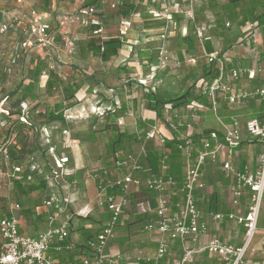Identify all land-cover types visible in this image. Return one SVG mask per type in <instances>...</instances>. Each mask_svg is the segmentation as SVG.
Here are the masks:
<instances>
[{
	"label": "built area",
	"instance_id": "obj_1",
	"mask_svg": "<svg viewBox=\"0 0 264 264\" xmlns=\"http://www.w3.org/2000/svg\"><path fill=\"white\" fill-rule=\"evenodd\" d=\"M36 2L37 0H0V78L18 76L27 79L30 69L38 61H44L48 69L63 78L60 69L71 63V59L78 52L76 40L72 39L75 30L86 28L91 37L101 39V52H103L104 41L113 37L126 43V37L135 25L134 20L141 17V13L132 14L128 18L116 15L118 25L116 32L111 35L104 23L105 7L112 10L118 8L121 0L112 1L110 4L105 0H99L96 3L79 0L72 10L64 14L54 8L53 12L57 15L38 7ZM152 15L158 20L164 18L166 26L165 31L160 35L162 44L156 47L157 62L149 66L151 71L146 78L138 79L140 85L148 87V91H156V87L151 86V81L157 77L158 72L168 66L171 60V54L164 42L168 38L167 35L173 23L167 8L162 12L155 11ZM259 27L258 23L250 25L252 32L249 34L248 41H256ZM205 29L201 27L194 32L202 41L211 39ZM139 44V39L130 42V46L134 47ZM206 57L207 63L220 69V76L211 83L202 84L199 92L202 97L209 100L210 109L215 112L216 118L222 123L225 131L224 142L219 141L215 133L203 138L198 147H195L192 142L195 132L194 121L197 119L198 112L205 108L204 102L189 101L185 112L174 109L171 104H164L163 124H166L168 130L175 136L172 138L179 141L178 148L186 156L182 181L178 182L170 171L169 155L166 149L162 150L163 155L159 162L158 173L146 165L148 157L146 142L149 139H155L160 146H164L169 138L160 131L158 124H153L138 134L140 145L137 150L132 153H126L123 150L116 151L111 158V165L101 164L94 175L98 187V203L107 206L110 217L96 241L91 242V255L83 258L81 264L105 263L106 249L116 238L120 217L133 205L136 214L147 219L144 229L149 232L157 231L161 236L158 252L153 258L155 264L170 254L171 239L178 240L181 244V253L175 264H195L197 256L203 252L216 256L221 264H245L248 253L253 249L264 205V108L261 117L248 119L244 124L245 132L262 142L263 152L260 155L259 169L256 171L240 170L228 160L222 162L226 177L230 178L233 183V204L239 205L244 194L246 192L249 194L250 201L245 214H228L229 219L235 218L244 227L245 234L240 244L233 245L224 242L218 236L204 239V236L209 234V223L204 219L198 207L196 192L207 186L204 181V166L218 162L223 147L238 146L244 140L240 117L233 114L230 116V122L225 123L223 118L217 114L219 105L221 102H228V104L240 106L250 97L264 100V86L236 90L230 81L229 83L223 82L225 68L220 52L212 51L206 54ZM217 61L220 66L215 64ZM197 62L198 57L188 59L190 64L196 65ZM262 72H264L263 68L236 66L232 67L228 76L232 82L237 83L245 79L252 81ZM118 106L103 107L98 101L96 106L91 107L90 110L98 117H102L107 115L109 110L114 111ZM41 111L38 108L32 112V107L26 102H21L18 118L24 123L32 124L34 114H39ZM67 111L64 112L65 126L56 124L52 126L54 132L57 133L53 135L54 132L51 131V141L48 140L50 146L46 149L51 158L48 157L44 163L35 161L26 167L29 172L38 171L44 174L48 187L52 190L51 197L43 199V205L49 211L48 226L36 235L22 233L19 215L15 213V210H20L21 205L14 204L10 216L0 217V264H60L50 254V250L52 248L58 251L70 250L72 247L69 242L70 220L65 215L71 200L60 192L61 184L72 175L66 170L70 157L64 154L59 155L57 150H72L75 147L77 139L74 138L73 129L68 125L69 121L79 118ZM1 113L9 114L7 109L0 106ZM117 121L120 126L125 124L122 117H118ZM9 124H11L10 119L1 117L0 129ZM3 153L8 160L7 153ZM23 171L24 167L14 166L12 173L14 175ZM144 189L152 194L144 197L141 193ZM79 214L88 213L79 212ZM63 215L66 219L62 217ZM212 216L216 221L226 217L218 212ZM262 247L264 249V239ZM145 259L141 254H136L135 262H144ZM146 260L152 261L149 258ZM62 264L75 263L70 261Z\"/></svg>",
	"mask_w": 264,
	"mask_h": 264
},
{
	"label": "crops",
	"instance_id": "obj_2",
	"mask_svg": "<svg viewBox=\"0 0 264 264\" xmlns=\"http://www.w3.org/2000/svg\"><path fill=\"white\" fill-rule=\"evenodd\" d=\"M108 4L112 3L115 0H105ZM136 3L139 0H135ZM214 4L210 5L211 2ZM230 3V7L224 11L223 4L224 0H142L141 5H143V11H141V17L136 18L134 20L141 22V25H144L147 19H151L157 23L158 25L162 24L165 28L166 23L164 18L158 20L153 17V12L159 11L162 12L165 8L168 9L170 15L172 14V21L177 24L176 27L172 24L171 29L167 35V40L164 42L165 46L169 50L171 54V60L168 64L170 67L178 68L179 75H175L174 78L176 81H181L182 77L185 78L188 73L186 70L195 69L196 65L188 63V59L190 57H198V60H202V51L206 54H209L207 46L211 47L212 51L220 52V55L224 61V68L226 72L224 73V83H229L233 85L236 90L246 89V88H255L264 86V72L257 75V78L250 80H241L239 82H232L229 79V72L232 67H249V68H263L264 69V0H236L235 2H231L230 0H226ZM210 2V3H208ZM171 15V16H172ZM227 15L230 16L234 20L236 24V30L227 31L225 27V18ZM222 17L224 19V26L218 27L217 22ZM179 19V21H177ZM229 25L230 22L228 21ZM227 23V24H228ZM252 23L259 24V32L257 33L256 41H248V37H250V32H252L250 25ZM151 24V23H146ZM145 24V25H146ZM135 26V25H134ZM192 26V27H191ZM206 28L207 35L211 36L210 40L202 41L197 38L195 35V30L198 28ZM160 29V32L164 30ZM190 28L192 29V35L194 36V46H190L192 43L186 39V35L189 33ZM151 28L142 29V31L137 33V35L132 36L131 33L126 37V43L124 42V46L120 51V56L124 57L128 65V67H133L134 75L132 77L138 81L139 78H146L150 71L147 72L145 69L149 68V66L153 62H157L156 47L158 43H154V40L160 41L161 44V33L157 31L151 30ZM220 31H224L223 34L218 35ZM109 34L113 33V31L108 30ZM232 33V34H231ZM112 35V34H111ZM150 37L151 43L143 46L146 42L145 39ZM156 38V39H155ZM214 38H216V43L214 42ZM139 39L140 44L137 46H130V42ZM234 39L235 40L234 42ZM87 41H83V48L86 51V56L90 60H94L96 64L104 63L102 57L98 55V53H94L92 49V40L94 37L90 35L87 36ZM155 44V45H154ZM78 52H80V48L78 47ZM144 56H140V54ZM200 52V54L196 53ZM212 53V52H210ZM155 54V55H154ZM133 55V56H132ZM197 55V56H196ZM76 56V55H75ZM132 58L130 59V57ZM134 56H137V58ZM154 59H153V58ZM128 59V60H127ZM130 59V60H129ZM156 59V60H155ZM122 62V61H121ZM149 62V64H148ZM207 62V60L205 61ZM70 64V63H69ZM125 64V63H124ZM120 66L124 67L127 64ZM101 65V64H100ZM145 65L147 67H145ZM99 67H90L88 70L92 72V75L95 77L97 83L95 84H86L85 88L78 91V99L81 103L78 105L67 109L68 113L72 111V114L81 113V109L84 107H95L98 101H101V105L103 106H114L119 105L120 107L122 102H124L128 106L129 114L126 116H122L125 121L124 129L129 132H137L138 134L143 130L138 127V119L142 120L143 123L151 120V123H148V127L153 124H158L160 131L163 133V121L158 118L157 111H154L149 107L148 100L146 99V94L148 93V87L136 83L138 90L142 93H138V96L133 93L135 87V83H131L129 87H127L123 83L125 81L122 74L115 76V71L108 70L107 65ZM64 68V67H63ZM113 69L112 67H110ZM168 68V67H167ZM91 70V71H90ZM133 70V69H132ZM148 70V69H147ZM166 70V69H164ZM168 71V69L166 70ZM147 72V73H146ZM171 72V70H170ZM111 73L112 77H109ZM145 73V74H144ZM198 80L196 82L202 83L204 82L203 73L199 70L196 71ZM195 73V74H196ZM136 75V76H135ZM48 78V76H47ZM188 78H185L186 81ZM167 79H154L151 81V86L156 87L155 95L160 98L163 102L166 101L167 96L170 95L171 87L169 84L165 83ZM195 84V83H194ZM169 87H168V86ZM180 89V88H179ZM131 91V92H130ZM175 91V90H174ZM119 92V93H118ZM131 94V98H130ZM137 97V100H136ZM100 98L102 100H100ZM132 99L131 104L128 103V100ZM259 102H262V100ZM249 101L246 103L232 109H237L236 115H238L242 121V133L244 135L243 142L234 147H223L222 152L220 154V159L215 164H207L203 168L204 173V181L207 184L206 188L199 189L196 192V200L199 209L202 211V216L209 223V234L205 237H220L224 242L231 244H240L244 238V227L242 224L237 222V220L229 219L228 214L235 215H243L248 210L249 205V194L246 192L244 196L241 198L240 204L235 206L232 201V189L233 183L230 178H227L225 175V171L222 167V162L224 160L230 161L234 166H236L240 170L249 169L250 171H256L259 169V161L260 155L263 152L262 142L256 138L251 137L248 133L245 132L244 124L248 119L255 118L261 112L259 110L252 111L251 105H248ZM166 104H170L166 101ZM205 108L200 110L197 115V119L194 121L195 132L194 136L198 133L205 134V136H210L212 134H217L219 141L224 142V128L222 123H211L210 120L213 119L214 112L210 109V107L205 104ZM222 107V111L227 114V104L226 102H221L220 106ZM232 107V106H231ZM179 109V108H175ZM180 110V109H179ZM229 111V110H228ZM183 112L185 109L183 108ZM71 114V113H70ZM131 115V116H130ZM232 114H230L231 116ZM229 115L220 116L223 118L225 123L230 122ZM97 117V115H96ZM98 118V117H97ZM104 119V118H101ZM104 121V120H99ZM59 125L57 122L51 123V125L55 126ZM85 123L82 125L74 124L72 129L74 131V138L77 139V144L72 150H61L58 149V154L68 155L70 157V162L66 165V170L69 171L73 176L72 179H68L67 182L62 183L61 186L64 187V191L62 190V195L64 197L70 198L71 203L66 210L65 215L69 218V231H70V241L72 247L70 250H62L58 251L55 248L50 250V254L56 259V261L60 264L64 262H74L75 264H81L83 258L91 255V252L79 249L78 246L80 244H86L87 230H81L80 228H92L96 230L100 228L102 225L105 226L107 221L109 220V212L107 208L98 203V193L94 191L92 188L91 181L86 180L84 184L81 185V177L78 175L79 172L83 175V165L84 161L87 159V129H83ZM77 125V126H76ZM51 126V127H52ZM61 126V125H60ZM65 126V125H62ZM79 126H82L79 127ZM147 127V128H148ZM89 129V128H88ZM167 134H164L170 138L175 137L168 129L166 130ZM57 132H54L55 135ZM54 138V136L52 137ZM201 141L198 143H194L195 147L200 145ZM47 149V148H46ZM45 150V149H44ZM78 157V158H77ZM46 159H42L41 162L44 163ZM146 165L147 161H146ZM82 167V168H80ZM184 168V167H183ZM185 172V168L183 170V175ZM182 175V178H183ZM182 178L180 181H182ZM75 181V183H74ZM88 186L90 189L88 190ZM82 187H85L82 189ZM144 190H142V194L144 196ZM152 194L151 192H149ZM41 197L40 194H38ZM43 201V200H42ZM33 210H38L42 206V202H36V205L31 203L29 204ZM76 208V209H75ZM46 209V208H45ZM101 211V212H100ZM79 212L90 213L92 216H101L100 220L105 219L101 222V224L96 225L88 221L81 220V215ZM97 212H100L98 214ZM223 213L226 217L221 220H214L212 214ZM65 215L62 217L65 218ZM261 217L259 221V228L256 235L259 237V244H253V249L248 253L245 264H264V249L262 247V240L264 239V205L261 211ZM103 218V219H102ZM19 222H20V230L22 233L27 235H36L39 231L45 229L48 226V222L35 220L30 218L22 212L19 214ZM34 221H33V220ZM66 219V218H65ZM148 219H150L148 217ZM147 222L146 218H143L134 212H126L123 216H121V221L118 224L116 230V238L109 244L106 249L107 260L104 264H155L153 258L156 256L158 250V245L160 241V234L157 231L149 232L144 229V226ZM145 232V235L144 233ZM259 233V234H258ZM137 234V235H135ZM143 236V238L133 241ZM138 244V245H137ZM170 254L160 260L157 264H160L162 261L163 264H175L177 257L181 253V244L178 240H170ZM136 254H141L146 259H152L151 262H148L146 259L144 262L137 263L135 262ZM195 264H221L219 259L216 256L212 255L209 252H203L197 256V260Z\"/></svg>",
	"mask_w": 264,
	"mask_h": 264
},
{
	"label": "rangeland",
	"instance_id": "obj_3",
	"mask_svg": "<svg viewBox=\"0 0 264 264\" xmlns=\"http://www.w3.org/2000/svg\"><path fill=\"white\" fill-rule=\"evenodd\" d=\"M78 1L79 0H37L36 5L42 9H44L45 11H50L52 14L57 15L56 12H53L54 8L56 9V11L60 10L61 11L60 13L64 14V12H69L70 10H72V8L75 6V4ZM86 1L92 2V0H86ZM222 7H223L224 11H226L230 7V3H228L226 0H224V4ZM105 8H106V16H105V22H104L105 27L107 30H110V31L112 30L115 33L117 25H118V22H117L118 19L109 7H105ZM225 19H226L225 20V28L227 29V31L233 30V29L236 30V24L234 23V20L232 18H230L229 15H227V17ZM177 21H179V19ZM228 21L230 22V25L227 26ZM153 22H155V21H153L151 19H147L146 22H144V25H141L140 21H138V23L136 21L135 26L133 27V29L130 30V33L132 34L131 37L137 35L138 31L140 33L142 31V29H146V28H151V30L157 31L158 33H161L160 29L162 30V28L164 27L162 25L163 23L158 25L157 23H153ZM146 23H151V24L147 25ZM172 24L177 29L178 26H176L177 24H175L174 21ZM163 29L164 30L162 32L165 31V28H163ZM89 35H90V32L86 28H80V29L75 30L73 32V38L72 39L76 40V46H78L80 48V52H77L76 56H74L71 59L70 64H67V65H65L64 68L60 69L62 76H63V78H60V79L63 80L64 85L65 84L67 86L74 85L81 90L82 88L83 89L85 88L86 84L87 85L91 84V83L95 84V83H97L95 80V77L92 75V72H89L88 69L90 67L102 68L101 65L102 66L107 65L109 71L110 70H112V72L115 71V76L122 74L125 77L124 78L125 81L123 83H126L127 87H129V85L131 83H135V85H132L135 87V90H131L134 92L133 93L131 91L130 92H131V94L135 93L136 96H138V93H139V96H140V93H142L143 91L141 92L140 90L136 89L137 88L136 83H139V82L136 81L135 78L132 76L130 78V77L125 76L124 73H119L118 71H116L117 66L120 63H121V65H123L124 63L127 64L126 61H124L126 59V57H124V59L122 60L121 58L123 56H119V57L115 58L113 61H111V63H109V64L104 65L103 63H100L101 65L99 64V66H98V64H96V62H94V60H90L86 56V51L83 48V41H87L86 39H87V36H89ZM149 38L150 37L145 39L146 43L143 46H145L147 44L149 45L151 43L152 38L151 39H149ZM147 39H149V41ZM152 40L154 41V43H158V45H160L159 44L160 41L154 40V39H152ZM235 40H237V39H234V42H235ZM214 42L216 43V38H214ZM155 51H156V49H155ZM196 53H200V52H196ZM201 53L203 55L202 59L206 61L207 57H206V53L204 52V50ZM132 56L130 57V59L132 58ZM135 57L137 58V56H134V58ZM153 63H155V62H153ZM148 64H149V62H148ZM215 64L220 66L219 61H217ZM127 65H129V64H127ZM223 65H224V63H223ZM110 67H112L113 69H111ZM145 67H147V66L145 65ZM167 67L165 69L166 70L168 69V71L163 70V71L158 72L157 77L155 79L156 80L167 79V80H165V83H167L171 86V87H169L167 85L171 89V91H170L171 93H169L170 95H168L167 99H165V100L167 102H169L173 107L176 106L180 110H183V108L185 109V107H186V100H187L186 94L187 93H193L195 91L194 90V88H195L194 83H196V81L198 80L197 73L194 74L192 72V74L188 77V79L186 81L181 80L178 82L172 77L175 76L176 74L179 75V69L170 67V65ZM147 69H145V70L147 72H149L150 71L149 68H147ZM170 70H171V72H170ZM186 71H189V70H186ZM107 76L112 77L111 73ZM47 80H48L47 75L40 76L38 81H35V83L33 85V90L32 91H26L25 87L29 82L27 79H25V78L22 79L18 76H16L15 78H8L5 76H2L0 78V89H1L0 106L3 109H7L9 114L1 113L0 119H1V117L7 118L10 120L16 118L17 113H19V111H20L21 102H26L30 107H32L33 104H36L38 106V108L43 110V111L48 110L50 112V111L57 110V106H55V105L61 103L65 99L67 92L62 90V89L61 90L48 91L46 89ZM206 82H207V80H206ZM246 89H253V88H246ZM246 89L244 88L242 90H246ZM131 94H130V98L132 97ZM130 98L128 100V103L132 106V104H131L132 99H130ZM100 100H102V99L100 98ZM136 100H137V97H136ZM226 104H227V110H230L231 108L238 107V105H234L231 103L228 104V102H226ZM103 107H105V106H103ZM81 110H82L81 113L73 114V116H78L79 119L69 121L70 123L68 125L69 127L72 128V126L74 124L82 125L83 123H85L83 126V129L88 130L87 136L84 137V138H87V140H88L87 151H86L87 159L84 161V165H83V168L84 167L85 168L83 169V171H84L83 175L81 174V172L78 173V175L81 177V182H82L80 184V187L82 184L85 183L86 180H90L92 188H94V191L96 193H98L97 181L95 180L94 175L97 173V169L101 164L108 165V163L105 161H107L109 159V157L111 156V154H109L108 149H107V144H108V141L110 139L109 136L111 135V133H109V132L103 133L100 131L98 133L94 132V130L99 129V128H103L105 126L104 121H102V122L99 121V120H104L105 115L102 117H98V115H97V117H98L97 118L96 115L91 112L89 107H84ZM70 113L72 115V111ZM96 114H98V113H96ZM213 114H214V116L212 117L213 119H211L210 122L213 124L219 123L218 118H216L215 112ZM185 116H186V114H185ZM101 118H104V119H101ZM31 122L35 123L37 127L34 128V130H30L28 133L29 143H28L27 148H26V151L28 152V154L26 155L27 157L25 158V160L22 162L23 167L31 165L35 161L36 162L41 161L42 159H47L48 157H50L48 155V153L46 152V148H48V146H50V143L48 142V140L51 141V139H50L51 131L54 132L53 127H51L52 126L51 123L48 124L49 122H46V124L45 123L40 124L39 121H37L35 117H33ZM121 126L124 127V125H121ZM73 127H75V126H73ZM79 127L82 128V126H79ZM1 129H0V132H1ZM162 129H163V133L167 134L166 130L168 129V127L166 124H163ZM2 136H3V134L1 132L0 133V140L2 139ZM139 145H140V141H134V140L129 141V140H127L123 144V149H121V150H123L126 153H132L133 151L138 149ZM159 150H160V148H159ZM80 168H82V167H80ZM12 172L13 171L11 169V163L9 162V160H7L6 158H4L3 156L0 155V214L2 216L6 215L9 212H12V206L14 204H21V208H22V205H24V204H25L24 206H26V205L30 206L29 204H31V203L36 205V202L41 201V197H39L38 192L33 193L30 196H24L23 192L20 189L17 192L16 189L13 188L14 185H13L12 180H13L14 176L12 175L13 174ZM88 187H89L88 188V190H89L90 186H88ZM83 188H85V187H82V189ZM62 190L64 191V187H60L61 193H62ZM21 208L18 211L15 210V213L17 215L20 214ZM100 212H97V213L100 214ZM99 218H101V216H96L95 219H99ZM143 233L145 235V232H143ZM135 235H137V234H135ZM260 236L257 237L258 239H256L253 242V244H256V245L259 244ZM136 238H137V236L135 237V240L133 241V243L136 240L143 238V236H141L138 239H136Z\"/></svg>",
	"mask_w": 264,
	"mask_h": 264
},
{
	"label": "trees",
	"instance_id": "obj_4",
	"mask_svg": "<svg viewBox=\"0 0 264 264\" xmlns=\"http://www.w3.org/2000/svg\"><path fill=\"white\" fill-rule=\"evenodd\" d=\"M98 0H92V3L97 2ZM231 2H235L236 0H230ZM142 0H139L138 3H136L135 0H121V5H119L118 8L111 9L114 15L117 16H122L128 18L130 15L135 14V13H141L143 11V5H141ZM211 2V1H210ZM208 2V3H210ZM214 4L211 2L210 5ZM172 15V14H171ZM173 17V15L171 16ZM218 27L224 26V19L222 17L218 20L217 22ZM192 27V26H191ZM225 28V27H224ZM224 31H220L218 35L223 34ZM95 39V38H94ZM186 39L189 40L192 44L190 45L191 47L194 46V36L192 35V29L190 28L189 33L186 35ZM97 41L92 40L90 44H92V49L94 53H98L104 61L105 64L111 63L115 58L120 56V51L122 50L124 46V42L116 37H113L110 40L104 41V51L101 52V44L100 41L101 39L96 38ZM208 52H212V48L207 46ZM140 54V52H139ZM201 55V53H198ZM140 56H144L143 54H140ZM153 58V57H152ZM133 69V70H132ZM203 73V78H205L204 82L198 83L196 82L194 84V92L193 93H187L186 97V104L189 101H195L199 100L204 102L210 107V102L206 97H202L200 94V90L202 88V84L204 83H211L215 78L220 76V69L215 67L213 64H209L205 62V60H198V65H196L195 69H190L185 75V78H188L192 72L195 74L197 70H199ZM119 73H124L125 76L130 77L134 75L136 71H134L133 67H128L127 66H117V70ZM226 72V69L224 70ZM42 75H47L48 80L46 83V89L48 91H53V90H64L67 92L65 99L55 105L57 106V110L54 111H41L39 114H34V117L36 118L39 123H45L49 122L54 123L57 122L59 125H65L66 122L64 120V112L72 108L80 103V100L78 99V91L80 90L74 85H69L67 86L66 84L64 85L63 80L60 79V77L54 73L52 70L48 69L44 61H38L34 66L29 71V76L27 80L29 81L28 84L25 87L26 91H32L33 90V85L35 81H38L39 77ZM122 78H125L124 76ZM185 78L182 77V80H185ZM207 80V82H206ZM126 85V84H125ZM17 92V91H16ZM146 99L148 100L149 107L153 109L154 111H157V116L159 119L163 120V108L164 104H166V101L160 100L154 92L148 91L146 94ZM257 97H250L246 101L248 102V105H251L252 111L259 110L261 112L264 108V100L262 102H259L257 100ZM246 103V102H245ZM122 105L120 107H116L115 110H109L107 115H105V126L103 128H99L94 130L95 133L100 132H109L111 135L109 136L110 139L107 144V149L109 154L111 156L109 159L105 162L108 163V165H111V158L116 154V151H119L123 149V144L129 140V141H140V136L138 135L137 132H133L132 134L127 132L122 126L118 125L117 118L126 116L129 114L128 106L122 102ZM224 105L218 107L217 114L219 116H225L230 114H236L238 111L237 109H230L229 111L227 110V114L225 111L224 112L221 110ZM176 106H174V109ZM38 109V106L36 104L32 105V112H35ZM17 117L10 120V123L8 126L4 127L1 129V132L3 134L2 139L0 140V152L1 149L3 151L0 153L1 156H4L3 152L7 153V156L9 157L8 160L11 163V169L13 171L14 166H22V162L25 160L27 157L26 155L28 152L26 151L27 145L29 143L28 139V133L30 130H34L36 128V124L32 123H24L20 121L18 118V113L16 115ZM257 117H261L260 113L257 115ZM151 120H148V122L143 123L142 120L138 119V127L140 129H147L148 123H151ZM0 132V133H1ZM75 135V134H74ZM205 134L198 133L196 134L195 137L192 138V142L198 143L200 142L203 138H205ZM179 141L173 138H168L164 146H160L159 142L155 139H149V141L146 142V149L148 152V157H147V164L148 168L152 169L154 172H159V162L160 159L162 158L163 152L162 150L166 149V152H168L169 155V164L171 168V172L175 175V178L178 180V182H181V178L183 175V170L184 166L186 163V156L182 150L178 148ZM160 148V150H159ZM23 167V166H22ZM27 166L24 167L23 172H19L18 174H12L14 176L12 182H13V188L16 189L18 192L19 189L23 192L24 196H30L33 193L38 192L41 195V202L42 206L43 205V199L44 198H50L52 195V190L51 188L48 187V182L44 178V174L41 172L35 171V172H29L26 168ZM73 176H68L67 180L72 179ZM150 193L146 189L144 191V197H149ZM21 205V204H20ZM25 205V204H24ZM22 205L21 212L22 214L33 218L35 220H40V221H47L48 218V213L49 211L45 208L40 207L38 210H33L32 207H26ZM107 205V204H105ZM107 208V206H105ZM132 214L135 212V207L134 205L128 210ZM127 211V212H128ZM20 212V213H21ZM3 216H10V212L7 213L6 215ZM0 214V217H3ZM123 216V215H122ZM110 217V213H109ZM108 217V219H109ZM96 217L92 216L90 213L81 215V220H86L88 222H91L93 224L99 225L101 224L103 220L95 219ZM32 219V220H33ZM34 221V220H33ZM121 221V217L119 220V223ZM118 223V224H119ZM104 228V225H102L100 228H97L96 230L92 228H80L81 230H87L86 236V244H80L79 249L81 248L82 250L90 251L91 247V242L96 241L98 238L99 233L102 231ZM70 241V239H69ZM72 245V244H71ZM164 261H162L160 264H163Z\"/></svg>",
	"mask_w": 264,
	"mask_h": 264
}]
</instances>
